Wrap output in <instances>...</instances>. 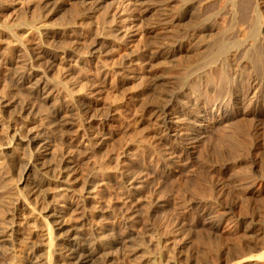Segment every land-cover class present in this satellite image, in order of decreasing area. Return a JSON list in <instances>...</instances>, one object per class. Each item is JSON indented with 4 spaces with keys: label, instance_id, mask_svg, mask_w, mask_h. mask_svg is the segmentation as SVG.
Wrapping results in <instances>:
<instances>
[{
    "label": "bare ground",
    "instance_id": "obj_1",
    "mask_svg": "<svg viewBox=\"0 0 264 264\" xmlns=\"http://www.w3.org/2000/svg\"><path fill=\"white\" fill-rule=\"evenodd\" d=\"M3 1L20 199L0 241L24 236L28 264H264V0H31L2 21Z\"/></svg>",
    "mask_w": 264,
    "mask_h": 264
},
{
    "label": "rangeland",
    "instance_id": "obj_2",
    "mask_svg": "<svg viewBox=\"0 0 264 264\" xmlns=\"http://www.w3.org/2000/svg\"><path fill=\"white\" fill-rule=\"evenodd\" d=\"M27 1V2H26ZM31 2V0H10L9 2H11V3H13V4H11V3H9V2H4L3 4H5V5H3L2 4V6L3 7H8V6H10L11 5V7H13V9L12 10H10L9 12H6L5 14L4 13H2V21H5V20H7L8 19V17L10 18V15H11V13H15L16 12V9L17 8H22V7H26V5H28L30 2ZM225 1H227V0H221V1H219V3H218V7L220 6V7H222V6H224V5H222ZM16 8V9H15ZM17 13V12H16ZM10 14V15H9ZM3 15H5V16H3ZM8 16V17H7ZM6 18V19H5ZM144 18H146V19H144L143 21H144V24L146 25V27L147 28H149V27H151V26H153L154 25V23L156 24L157 22H158V17L156 16V13L155 12H149V11H147L146 13H145V17ZM147 22H146V21ZM151 23V24H150ZM153 23V24H152ZM223 23V24H222ZM222 25H224V21H222ZM148 24V25H147ZM228 24V23H227ZM226 25V24H225ZM27 33H28V31H27ZM1 132V131H0ZM2 133H0V135H1ZM1 162L3 161V160H0ZM1 162H0V211H6L7 212V207H8V210H14V208H15V203H17V201L20 199L19 197L20 196H18V194L19 193H17V191L15 190V187L11 184L12 182H9L10 181V179H9V175H7L8 173L6 172V170L5 169H3V165L1 164ZM2 170V171H1ZM5 173H6V176H8V177H6L5 176ZM3 175H4V177H3ZM2 178V179H1ZM5 180H4V179ZM9 194V195H8ZM11 194H14L13 196L11 195ZM8 196H10L9 198H8ZM8 198V199H7ZM12 198V199H11ZM9 201H13L12 203L10 202V203H8ZM6 202V203H5ZM15 202V203H14ZM4 204H6V209H3L4 208ZM9 206H8V205ZM2 205V206H1ZM10 205H11V207H10ZM13 205V206H12ZM2 209V210H1ZM30 217H29V216ZM32 216H33V214L31 213V214H29V213H27V216L25 215V216H23L22 217V220H23V222L25 223L24 224V227H22V231H25V230H27L28 231V229H32V227H33V218H32ZM25 217V218H24ZM24 218V219H23ZM31 218V219H30ZM30 219V220H29ZM28 221V223H27V221ZM26 221V222H25ZM27 223V224H26ZM31 225V226H30ZM26 226V227H25ZM26 228V229H25ZM26 232V231H25ZM20 240H19V239ZM23 241V242H22ZM24 241H26L25 240V237L23 236V238L22 237H17V239H16V241H15V243H13V245H11L12 243H10V244H4V243H2L1 241V243H0V264H28V260H30V255H31V252L32 251H30V249H31V246L28 244V243H24ZM27 245H28V247H27ZM30 247V249H28ZM30 252V253H29ZM4 254H5V256H4ZM28 254H30V255H28ZM144 254V253H143ZM141 254L138 258V260H139V262L141 261V260H143L145 257V261L143 260V261H141L142 262V264H149V263H147L146 262V259H147V256H149V255H146V254ZM212 256V258H210ZM215 255H209L208 256V261H210V262H219V258L218 257H216ZM2 258V259H1ZM141 258H143V259H141ZM211 259V260H210ZM213 259V260H212Z\"/></svg>",
    "mask_w": 264,
    "mask_h": 264
}]
</instances>
